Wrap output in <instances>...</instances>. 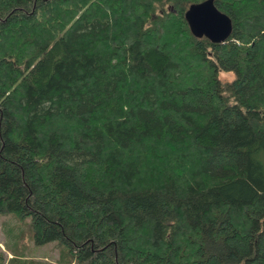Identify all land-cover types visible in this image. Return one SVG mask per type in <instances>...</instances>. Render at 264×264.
<instances>
[{
  "label": "trees",
  "instance_id": "1",
  "mask_svg": "<svg viewBox=\"0 0 264 264\" xmlns=\"http://www.w3.org/2000/svg\"><path fill=\"white\" fill-rule=\"evenodd\" d=\"M200 1L0 0V214L59 264H264V0Z\"/></svg>",
  "mask_w": 264,
  "mask_h": 264
},
{
  "label": "rangeland",
  "instance_id": "2",
  "mask_svg": "<svg viewBox=\"0 0 264 264\" xmlns=\"http://www.w3.org/2000/svg\"><path fill=\"white\" fill-rule=\"evenodd\" d=\"M222 75L230 78L227 74ZM29 223V217H20L15 213L0 214V255L5 261L13 253L18 259H32L40 264H59V259H66L55 242L36 245Z\"/></svg>",
  "mask_w": 264,
  "mask_h": 264
},
{
  "label": "water",
  "instance_id": "3",
  "mask_svg": "<svg viewBox=\"0 0 264 264\" xmlns=\"http://www.w3.org/2000/svg\"><path fill=\"white\" fill-rule=\"evenodd\" d=\"M184 18L192 35L213 43H224L232 31L231 18L216 7L214 0L191 3Z\"/></svg>",
  "mask_w": 264,
  "mask_h": 264
}]
</instances>
